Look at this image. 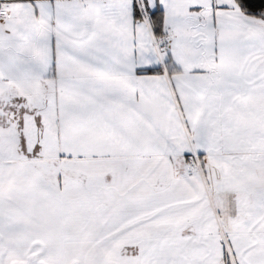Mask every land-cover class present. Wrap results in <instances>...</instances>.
<instances>
[{
    "label": "snow or ice",
    "instance_id": "6c2138e0",
    "mask_svg": "<svg viewBox=\"0 0 264 264\" xmlns=\"http://www.w3.org/2000/svg\"><path fill=\"white\" fill-rule=\"evenodd\" d=\"M0 264H264V0H0Z\"/></svg>",
    "mask_w": 264,
    "mask_h": 264
}]
</instances>
